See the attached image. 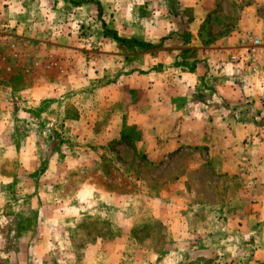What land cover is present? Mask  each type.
Masks as SVG:
<instances>
[{
    "label": "rangeland",
    "instance_id": "rangeland-1",
    "mask_svg": "<svg viewBox=\"0 0 264 264\" xmlns=\"http://www.w3.org/2000/svg\"><path fill=\"white\" fill-rule=\"evenodd\" d=\"M207 1L205 48L258 65L262 53L232 56L256 31L237 38L246 7L264 32V0ZM178 4L0 0V264H264V233L249 232L247 145L219 173L227 144L185 146L163 126L155 157L139 124L161 111L154 92L138 105L137 87L153 83L143 77L193 51L170 28ZM228 200L241 204L218 207Z\"/></svg>",
    "mask_w": 264,
    "mask_h": 264
},
{
    "label": "crops",
    "instance_id": "crops-1",
    "mask_svg": "<svg viewBox=\"0 0 264 264\" xmlns=\"http://www.w3.org/2000/svg\"><path fill=\"white\" fill-rule=\"evenodd\" d=\"M177 1L179 9H176L174 15L179 24L175 29H172V26L170 28L175 31L178 49L191 48L193 51L189 58H185V64L177 62L178 59L183 60L181 56L171 54L173 59L169 62V68L161 67L143 77L148 83L153 80V83L149 84L152 86L151 89H146V86L137 87L145 90L144 99L138 102L139 106L149 104L151 101L145 99L154 92L156 104L161 110L158 113L157 123L144 121L146 119L139 122L149 135L152 134V139L148 141L149 152L152 156L157 155L155 157L162 155L165 148L154 147L157 146L154 144L155 137L163 126H173L180 131L185 146L195 148L210 146L213 143L227 144L224 149L228 157H220L222 167L216 169L220 173L229 171L230 156H233V152L246 153L247 149L243 150V147L247 145L251 170L248 203V218L251 223L249 232L253 238L263 237L264 52L258 65L249 66L233 63L219 56L215 51L205 48L199 38V30L203 18L211 10L212 3L207 0ZM259 20L256 8L246 7L239 20L237 38L253 29H256L254 32L258 36H264V32L257 30ZM144 40L152 39L144 38ZM149 58H154L155 65L167 62L162 56L158 59L156 53L149 55ZM167 58L171 57L168 55ZM193 62L196 66L189 67V63ZM161 114L165 115V118H161ZM141 116L145 118L144 114ZM174 143L171 145L172 148L178 149L182 146L180 143ZM231 171H236L234 165ZM230 203L236 206L235 204H241V201L228 200L216 206L223 207V204ZM217 217L219 222H225V217H222L221 221V216ZM233 217L236 218V223L243 221L239 213L234 214Z\"/></svg>",
    "mask_w": 264,
    "mask_h": 264
},
{
    "label": "built area",
    "instance_id": "built-area-1",
    "mask_svg": "<svg viewBox=\"0 0 264 264\" xmlns=\"http://www.w3.org/2000/svg\"><path fill=\"white\" fill-rule=\"evenodd\" d=\"M241 48L238 53L232 56L233 61H248L255 63L259 60L262 53V39L253 32H247L245 38L242 39Z\"/></svg>",
    "mask_w": 264,
    "mask_h": 264
},
{
    "label": "trees",
    "instance_id": "trees-1",
    "mask_svg": "<svg viewBox=\"0 0 264 264\" xmlns=\"http://www.w3.org/2000/svg\"><path fill=\"white\" fill-rule=\"evenodd\" d=\"M136 42L141 43L140 41H136Z\"/></svg>",
    "mask_w": 264,
    "mask_h": 264
}]
</instances>
